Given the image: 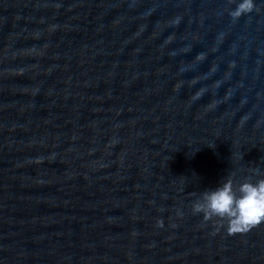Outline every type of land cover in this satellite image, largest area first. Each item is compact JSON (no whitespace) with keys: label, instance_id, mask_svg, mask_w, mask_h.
<instances>
[{"label":"water","instance_id":"obj_1","mask_svg":"<svg viewBox=\"0 0 264 264\" xmlns=\"http://www.w3.org/2000/svg\"><path fill=\"white\" fill-rule=\"evenodd\" d=\"M238 2L0 0V264H264V223L193 212L264 178V0Z\"/></svg>","mask_w":264,"mask_h":264},{"label":"clouds","instance_id":"obj_2","mask_svg":"<svg viewBox=\"0 0 264 264\" xmlns=\"http://www.w3.org/2000/svg\"><path fill=\"white\" fill-rule=\"evenodd\" d=\"M255 7L254 0H239L229 15L236 20ZM193 212L202 214L205 221H226L229 235L247 233L264 223V178L255 182L246 178L236 186L233 179L227 178L215 189L203 191L193 204Z\"/></svg>","mask_w":264,"mask_h":264}]
</instances>
